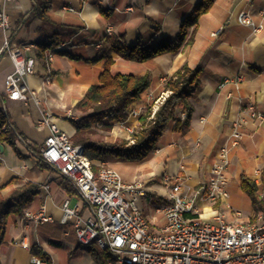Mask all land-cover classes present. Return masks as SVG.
Masks as SVG:
<instances>
[{"label": "crops", "instance_id": "obj_1", "mask_svg": "<svg viewBox=\"0 0 264 264\" xmlns=\"http://www.w3.org/2000/svg\"><path fill=\"white\" fill-rule=\"evenodd\" d=\"M198 1L58 0L51 13L54 22L45 23L33 15L32 0H0V8L10 18V27L0 28V50L9 38L12 46L21 48L25 60H35L34 71L23 77L31 90L28 98L14 100L7 97L6 82L15 71V64L7 50L0 57V93L5 95L11 120L30 141L27 146L22 138L16 140L22 155L10 143L1 144L0 191L8 196L17 187L35 182L38 193L25 212H37L45 205L46 212L54 218L43 224L25 225L23 215L11 214L0 245L1 264H35L33 256L46 259L48 264H95L89 251L79 244L73 226L69 235L64 234L63 201L68 197L74 205L79 200L76 192L71 194L63 188V181L68 179L41 161L39 153L50 129L39 127V122L50 112L63 123L61 128L76 132L68 112H73L87 89L99 81L105 60L91 59L110 47L106 38L110 34H105L109 24L113 26L111 34L124 35L129 45L140 41L146 47L156 46L177 37L183 19ZM241 10L252 12L256 22L264 20V13L260 14L264 12V0H215L210 11L200 17L191 44L145 62L129 61L112 52L113 73H150V87L132 103L142 106V112L166 94L167 77L183 64L203 69L202 86L191 98L194 111L187 129L176 131L172 120L143 160L107 162L126 182L146 183L147 194L142 196L141 208L153 232L161 231L166 224L155 211L157 205L168 202L163 176L183 175L185 192H192L207 181L210 165L219 146L228 140L234 120H240L244 137L231 152L228 201L243 211L246 220L258 211L252 197L242 189L241 179L245 175L259 188L257 175L262 172L263 176L264 172V28L255 32L252 26L240 23ZM54 33L60 34V44L42 55L40 42ZM102 40L104 47H97ZM238 74H243L242 81L224 82ZM179 115L184 117L185 112L181 110ZM126 124L137 127L139 120L131 118ZM105 133L107 139L127 138L121 122H114L113 129ZM13 178L17 180L12 181ZM157 182L161 184H153Z\"/></svg>", "mask_w": 264, "mask_h": 264}, {"label": "built area", "instance_id": "obj_2", "mask_svg": "<svg viewBox=\"0 0 264 264\" xmlns=\"http://www.w3.org/2000/svg\"><path fill=\"white\" fill-rule=\"evenodd\" d=\"M127 10L131 11L132 7ZM238 19L252 26L255 32L264 28V20L256 22L252 12L247 10H241ZM9 27V14L0 8V28ZM112 31L113 26L109 24L105 34ZM103 43L99 41L96 46L103 48ZM25 48L30 49V46ZM6 50L15 64V71L7 77V97L26 100L31 90L23 77L34 71L35 60L31 57L25 60L21 48L12 46L9 38L5 39L0 57ZM243 77L238 74L225 78L224 82H240ZM167 95L166 91L152 106V114ZM142 108L131 104L127 119L121 122L128 139L136 127L126 123L131 118L138 121ZM258 116L263 114L258 113ZM54 119L53 114L46 112L39 122V127L50 129L39 157L68 179L76 190L79 201L72 205L67 197L62 204L65 235L70 234V226H73L80 245L94 243L110 251L116 264H264V206L258 207L255 217L246 220L243 211L228 201L231 152L244 137L240 120L233 121L228 140L219 146L210 165L208 180L198 188L185 192L183 175L163 176L168 202L157 205L155 211L166 224L161 231L153 232L148 216L138 203L139 198L147 194L146 183L143 180L126 182L109 163L96 162L83 144L73 141L74 133L59 127ZM23 141L27 146L30 144L27 139ZM257 176L260 186L256 196L264 202L262 172ZM53 219L42 205L37 212H25L22 223L43 224ZM32 260L35 264H48L44 258L33 256Z\"/></svg>", "mask_w": 264, "mask_h": 264}, {"label": "trees", "instance_id": "obj_3", "mask_svg": "<svg viewBox=\"0 0 264 264\" xmlns=\"http://www.w3.org/2000/svg\"><path fill=\"white\" fill-rule=\"evenodd\" d=\"M58 0H32L33 15L41 18L45 23L54 22L52 10L57 6ZM215 0H199L192 11L183 19L180 31L173 40H167L156 46H143L140 41L129 45L125 42L124 35L110 34L106 38L110 47L91 61L105 60L104 70L99 76L98 83L92 84L77 102L76 108L82 113L75 118H69L76 127L73 141L80 143L90 151L94 160L103 163L113 161H140L146 158L152 151L154 144L163 135L170 121H174V129L183 131L191 125L194 106L191 98L202 86L201 76L203 69L199 66L190 67L183 64L165 82L166 99L159 105L154 114L152 106L143 110L139 118V125L132 133L131 139L118 137L115 139L96 138L98 130L111 131L114 122H123L128 117V107L139 100L141 94L150 87L151 75L134 74L128 72L113 73L111 68L115 63L112 52L119 54L123 59L134 62L152 60L165 52L177 51L194 40L200 17L210 11ZM193 32L190 34V29ZM61 42L59 33H54L45 41L40 42L42 55L47 49L56 47ZM63 55L67 52L60 51ZM5 95L0 93V144L8 142L15 148L19 155L16 140L24 138L11 120V115L4 104ZM183 110L185 116L179 115ZM41 161L42 158L40 157ZM95 170L97 169L94 166ZM264 177V172H263ZM17 180L13 178L12 181ZM63 188L74 194L72 184L64 180ZM241 187L253 199L256 207H263L264 202L256 196L258 186L251 178L243 175ZM39 185L35 182H27L17 187L10 195L4 196L0 191V245L5 239L8 217L11 214L23 215L30 205L33 197L38 193ZM89 251L95 264H116L110 251L100 248L92 243L83 245ZM37 248H34L36 251ZM44 256V255H43ZM1 264V261H0Z\"/></svg>", "mask_w": 264, "mask_h": 264}, {"label": "rangeland", "instance_id": "obj_4", "mask_svg": "<svg viewBox=\"0 0 264 264\" xmlns=\"http://www.w3.org/2000/svg\"><path fill=\"white\" fill-rule=\"evenodd\" d=\"M72 111L73 112H70V111L68 112L69 117H78L82 114L77 108L73 109ZM98 132H99L98 135L95 136L96 138H107L105 131L99 129ZM153 184L157 186V185H160L161 183L157 182V183H153ZM141 199H142V197H140L138 200L140 207H141Z\"/></svg>", "mask_w": 264, "mask_h": 264}, {"label": "bare ground", "instance_id": "obj_5", "mask_svg": "<svg viewBox=\"0 0 264 264\" xmlns=\"http://www.w3.org/2000/svg\"><path fill=\"white\" fill-rule=\"evenodd\" d=\"M56 122H57V125L59 126V127H62L63 126V123L61 122V121H59V120H57V119H54Z\"/></svg>", "mask_w": 264, "mask_h": 264}, {"label": "water", "instance_id": "obj_6", "mask_svg": "<svg viewBox=\"0 0 264 264\" xmlns=\"http://www.w3.org/2000/svg\"><path fill=\"white\" fill-rule=\"evenodd\" d=\"M0 148L3 149V146L0 144Z\"/></svg>", "mask_w": 264, "mask_h": 264}]
</instances>
